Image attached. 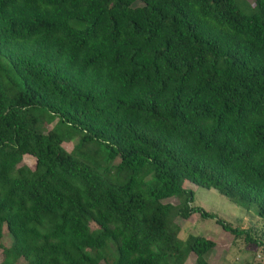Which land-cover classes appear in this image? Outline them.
Segmentation results:
<instances>
[{
    "label": "trees",
    "instance_id": "16d2710c",
    "mask_svg": "<svg viewBox=\"0 0 264 264\" xmlns=\"http://www.w3.org/2000/svg\"><path fill=\"white\" fill-rule=\"evenodd\" d=\"M45 113L125 181L38 128ZM185 181L254 204L264 227V0L249 13L236 0H0V264H209L213 239L178 240L193 213L260 243L194 205Z\"/></svg>",
    "mask_w": 264,
    "mask_h": 264
},
{
    "label": "rangeland",
    "instance_id": "374dc122",
    "mask_svg": "<svg viewBox=\"0 0 264 264\" xmlns=\"http://www.w3.org/2000/svg\"><path fill=\"white\" fill-rule=\"evenodd\" d=\"M245 12H251L254 0H236ZM137 4H140L139 2ZM36 113H39L36 110ZM40 129H54L64 138V146L68 151L92 164L98 170L114 181L123 182L127 175L121 174L116 167L118 159L108 160L106 150L103 147L89 145L79 148L81 134L67 127L63 121L54 114H44L38 122ZM28 166H33L35 160L30 155H25L22 161ZM184 187L193 191V204L211 212L216 217L223 219L232 226L250 227L252 235L257 242H245L243 237L235 238L232 233L224 229L215 219L203 217L199 213H193L186 220L176 219L180 230L177 234L181 245L186 246V240L190 235H201L213 239L216 242L215 249L208 255L209 264H264V227L257 215L256 206L251 204L248 208L233 203L214 188H204L190 181L184 182ZM167 201H178L171 197ZM91 227H94L92 224ZM11 238L4 228L1 239L0 260L2 258V247L9 246ZM20 260L17 264H23ZM183 264H195V255L189 254Z\"/></svg>",
    "mask_w": 264,
    "mask_h": 264
}]
</instances>
